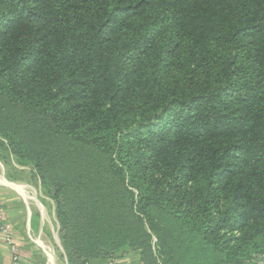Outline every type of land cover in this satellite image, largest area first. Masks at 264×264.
<instances>
[{"label":"trees","instance_id":"obj_1","mask_svg":"<svg viewBox=\"0 0 264 264\" xmlns=\"http://www.w3.org/2000/svg\"><path fill=\"white\" fill-rule=\"evenodd\" d=\"M0 102L69 264L135 222L185 264L264 257V0H0Z\"/></svg>","mask_w":264,"mask_h":264},{"label":"rangeland","instance_id":"obj_2","mask_svg":"<svg viewBox=\"0 0 264 264\" xmlns=\"http://www.w3.org/2000/svg\"><path fill=\"white\" fill-rule=\"evenodd\" d=\"M18 117L20 116L16 109L11 110L6 104L0 102V180L5 178L11 184L23 187L20 189V193L25 204L31 209L33 219L38 223L41 217L44 222L43 241L53 252H58L61 257L64 256L67 260L60 241L61 220L56 209V202L51 196V192H48V188H46L36 167L37 157H29L23 144L21 145L18 141ZM39 210L42 212L41 215ZM130 226L124 228L119 237H112L113 240L121 244L120 247L115 246L113 253L116 255L136 252L140 259L139 262L142 260L140 264H154L152 258H155L156 264H165L164 262L166 264L186 263L183 256L172 255L165 246H160L157 235L147 230V227L142 223L137 224L135 222L134 224L131 223ZM91 228L92 230H104L105 236L103 240L99 241L105 246L110 244V238H106L108 230L106 226ZM148 235L150 236L149 239L147 238ZM105 248L109 249L110 247L107 245ZM176 248H178L179 253L184 250L181 245H177ZM249 262L250 264H264V257L257 256Z\"/></svg>","mask_w":264,"mask_h":264},{"label":"crops","instance_id":"obj_3","mask_svg":"<svg viewBox=\"0 0 264 264\" xmlns=\"http://www.w3.org/2000/svg\"><path fill=\"white\" fill-rule=\"evenodd\" d=\"M0 181V201L6 218L12 225L13 238L20 247L21 264H69L64 256L53 252L43 241L44 222L41 217L38 223L33 219L32 211L20 193L23 187L11 184L5 178H1ZM9 256V247L0 233V264H9ZM83 264H106V261L96 258ZM118 264H140L138 254L129 252L118 258Z\"/></svg>","mask_w":264,"mask_h":264},{"label":"built area","instance_id":"obj_4","mask_svg":"<svg viewBox=\"0 0 264 264\" xmlns=\"http://www.w3.org/2000/svg\"><path fill=\"white\" fill-rule=\"evenodd\" d=\"M0 233L3 236L5 243L9 247V264H21L22 257L20 247L13 238L12 225L7 220L3 205L0 201ZM106 264H118V259L111 257L107 259Z\"/></svg>","mask_w":264,"mask_h":264}]
</instances>
